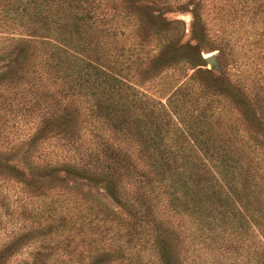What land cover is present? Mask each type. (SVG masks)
Here are the masks:
<instances>
[{
    "label": "trees",
    "instance_id": "1",
    "mask_svg": "<svg viewBox=\"0 0 264 264\" xmlns=\"http://www.w3.org/2000/svg\"><path fill=\"white\" fill-rule=\"evenodd\" d=\"M137 2L0 0V129L11 110L32 128L0 182L36 204L4 211L0 264L31 244L19 264H264V78L219 107L196 70L144 98L154 69L202 60L170 37L142 60L168 27Z\"/></svg>",
    "mask_w": 264,
    "mask_h": 264
},
{
    "label": "rangeland",
    "instance_id": "2",
    "mask_svg": "<svg viewBox=\"0 0 264 264\" xmlns=\"http://www.w3.org/2000/svg\"><path fill=\"white\" fill-rule=\"evenodd\" d=\"M139 3L137 2L138 5L145 4L146 9L150 8L147 7L148 3L156 6L149 9L150 13L153 16H160L167 22L168 27L167 31H160L153 44L143 48L142 60L156 56L161 45L169 37L176 38V44L189 50L193 58L200 57L202 60L192 69L188 62L181 60L174 66L163 67L158 71L157 68L154 69L152 73H157L156 76L142 81L138 86L139 90L144 92V98L163 101L159 96L169 92L174 85L182 82L190 72L196 70L197 75L189 81L192 89L195 90L200 81L208 92L212 93L210 96L212 95L214 105L215 101H218L216 106L219 107L220 103H226L222 95L226 94L228 84H237L243 79L246 85H249V78L252 75L264 78V0H139ZM209 54L213 56L215 66L205 62L204 56ZM206 70L208 73L204 72ZM199 75H204L202 77L207 83ZM11 111L10 114L6 112L2 118L1 150L19 144L32 131L29 122L21 119L14 110ZM0 183L1 194L7 207V209L0 207L1 243L6 231L21 223L20 217L16 215L18 209L11 214L12 216L4 214V211L15 210V207L21 204L30 209L36 204L28 202L16 183ZM107 201L110 203L109 199ZM30 249L32 244L22 247L11 257L8 264H19L22 258L27 257ZM198 253L199 257L196 258L195 264H198L199 260H201L199 264H228L226 251L218 254L216 250L211 252L199 250Z\"/></svg>",
    "mask_w": 264,
    "mask_h": 264
},
{
    "label": "water",
    "instance_id": "3",
    "mask_svg": "<svg viewBox=\"0 0 264 264\" xmlns=\"http://www.w3.org/2000/svg\"><path fill=\"white\" fill-rule=\"evenodd\" d=\"M204 60L205 62L210 65V66H215V60L213 58V56L211 54L207 55V56H204Z\"/></svg>",
    "mask_w": 264,
    "mask_h": 264
}]
</instances>
